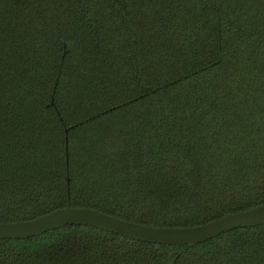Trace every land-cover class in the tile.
Masks as SVG:
<instances>
[{"label":"trees","instance_id":"trees-1","mask_svg":"<svg viewBox=\"0 0 264 264\" xmlns=\"http://www.w3.org/2000/svg\"><path fill=\"white\" fill-rule=\"evenodd\" d=\"M263 203L264 0H0V222ZM0 264H264V224L193 247L67 225L0 238Z\"/></svg>","mask_w":264,"mask_h":264},{"label":"water","instance_id":"water-1","mask_svg":"<svg viewBox=\"0 0 264 264\" xmlns=\"http://www.w3.org/2000/svg\"><path fill=\"white\" fill-rule=\"evenodd\" d=\"M264 224V203L196 226H153L123 219L90 207L71 204L34 219L0 222V238L27 239L67 225H86L140 241L191 247L238 228Z\"/></svg>","mask_w":264,"mask_h":264}]
</instances>
